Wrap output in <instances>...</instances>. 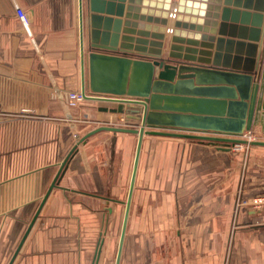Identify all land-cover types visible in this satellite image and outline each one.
I'll return each instance as SVG.
<instances>
[{
    "label": "crops",
    "instance_id": "obj_1",
    "mask_svg": "<svg viewBox=\"0 0 264 264\" xmlns=\"http://www.w3.org/2000/svg\"><path fill=\"white\" fill-rule=\"evenodd\" d=\"M246 3L241 0V9ZM16 6L27 11V27ZM82 9L86 50L88 0ZM243 19L238 17L239 25ZM173 22L169 18L167 27ZM80 24L81 0H0V264L10 263L80 138L99 125L141 123L99 110L115 102L69 105V93L82 86ZM166 35L167 53L171 33ZM240 52L223 45L224 54ZM198 79L205 85L226 81L203 73ZM193 91L183 87V93L221 97ZM174 105L187 110L194 104ZM137 140V134L110 130L91 135L87 146L95 174L81 144L12 264H93L101 239L98 264H115L113 241L116 235L118 249ZM251 153L242 162V154L208 141L145 134L120 264H264V203L253 205L264 198V146L254 145ZM241 199L248 205L238 204ZM120 210L119 223L113 219Z\"/></svg>",
    "mask_w": 264,
    "mask_h": 264
},
{
    "label": "water",
    "instance_id": "obj_2",
    "mask_svg": "<svg viewBox=\"0 0 264 264\" xmlns=\"http://www.w3.org/2000/svg\"><path fill=\"white\" fill-rule=\"evenodd\" d=\"M118 1L88 0L89 30L85 50L81 0V93L85 99L118 103L116 107L104 106L99 110L125 113L126 119L141 120V123L138 126L99 125L77 141L61 163L9 264L13 263L47 197L58 185L67 162L81 144L86 148L95 174L87 140L101 130L138 136L115 264H120L122 256L145 134L208 141L226 150L237 143L264 146V140L241 137L256 126L264 133V0H248L244 9H241V0H235L234 5L233 0ZM126 1L129 2L127 11ZM240 15L246 20L241 25L237 21ZM171 17L174 22L169 28ZM216 26H219L218 36ZM237 29H240L239 39H234ZM168 32L171 41L166 53ZM224 44L236 45L241 52L234 56L224 54ZM202 73L217 75L226 81L205 85L198 79ZM183 87L197 93L213 92L221 97L183 93ZM183 101L194 105L187 110L174 105ZM140 111L142 115L135 113ZM104 197L117 201L108 195ZM108 211H112L109 206ZM103 243L101 239L93 264L99 262Z\"/></svg>",
    "mask_w": 264,
    "mask_h": 264
},
{
    "label": "built area",
    "instance_id": "obj_3",
    "mask_svg": "<svg viewBox=\"0 0 264 264\" xmlns=\"http://www.w3.org/2000/svg\"><path fill=\"white\" fill-rule=\"evenodd\" d=\"M16 14L18 15L22 23L27 27L29 24L27 11L20 6H16ZM84 100L85 98L83 97L81 90H76V91H72L69 93V105L70 106H79ZM256 127L252 128L251 130H248V132L245 131L241 137L245 138V136H248V138H245V139L256 140L254 137H252V134H251V131L255 129ZM243 147H244V144L237 143L233 145L231 148L233 150H241ZM262 203H264V198H257L253 201V205L255 207L261 206Z\"/></svg>",
    "mask_w": 264,
    "mask_h": 264
},
{
    "label": "rangeland",
    "instance_id": "obj_4",
    "mask_svg": "<svg viewBox=\"0 0 264 264\" xmlns=\"http://www.w3.org/2000/svg\"><path fill=\"white\" fill-rule=\"evenodd\" d=\"M246 132H248V130L246 131ZM251 134H252V137H254L256 140H264V133H262V131H261V128L260 127H256L255 129H253L252 131H251ZM245 138H248V136H245ZM253 146L254 145H248V144H244V147L241 149V150H233L234 151V154H237V156L239 155V154H242V162H245V161H250V157L252 156V153H251V151H252V149H253ZM232 147V146H231ZM232 149V148H231ZM238 159V158H237ZM247 201H248V199H241L240 201H239V203L238 204H240V205H242V204H247L248 205V203H247ZM119 213V216L117 217V218H114L113 220H116V222H117V220H118V222L120 223V219H121V217H122V212H121V210L118 212ZM119 227V224H117V228ZM111 228H112V226L110 225V222H109V233H110V231H111ZM118 232V231H117ZM117 236L115 235L114 236V246H113V248H112V256L114 257L115 256V253H116V248H117Z\"/></svg>",
    "mask_w": 264,
    "mask_h": 264
}]
</instances>
